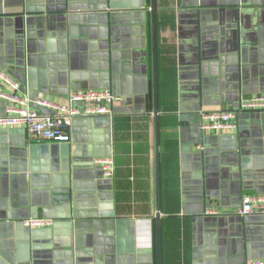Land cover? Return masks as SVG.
<instances>
[{"label": "crops", "instance_id": "crops-1", "mask_svg": "<svg viewBox=\"0 0 264 264\" xmlns=\"http://www.w3.org/2000/svg\"><path fill=\"white\" fill-rule=\"evenodd\" d=\"M151 14V0H0V69L24 96L121 98L112 124L74 118L66 144L0 128V164L17 160L0 173V250L12 261L158 264ZM156 29L161 264L264 260V216L237 212L264 193V112L241 114L230 133L200 127L203 112L264 94V0H156ZM111 153L114 179L92 163ZM30 218L54 221L52 243L31 249Z\"/></svg>", "mask_w": 264, "mask_h": 264}, {"label": "built area", "instance_id": "built-area-1", "mask_svg": "<svg viewBox=\"0 0 264 264\" xmlns=\"http://www.w3.org/2000/svg\"><path fill=\"white\" fill-rule=\"evenodd\" d=\"M0 99L9 103L6 115L0 116V128H22L32 141L56 144L71 142L70 126L74 118L101 115L112 117L115 104L121 101L110 89L76 92L62 103L44 97L31 100L22 94L20 84L3 69H0ZM36 107L47 109L52 114H44ZM247 112H264V94L242 99L237 110L203 112L201 130L204 133H230L237 127L238 117ZM94 163L101 167L106 178H115L116 164L112 156L95 158ZM237 212L240 216H264V193L244 195ZM207 214L218 215L219 211L210 209ZM22 224L32 230L47 229L54 225V221L30 218L22 221ZM244 264H264V260Z\"/></svg>", "mask_w": 264, "mask_h": 264}, {"label": "water", "instance_id": "water-1", "mask_svg": "<svg viewBox=\"0 0 264 264\" xmlns=\"http://www.w3.org/2000/svg\"><path fill=\"white\" fill-rule=\"evenodd\" d=\"M109 7H106V9H108ZM151 17H152V27H151V35H152V50H153V101H154V119H155V148H156V224H157V233H158V264H161V259H160V231H161V201H160V163H159V131H158V91H157V29H156V0H151ZM84 31V29H82ZM81 30V32H82ZM70 34L71 35H76V27H70ZM109 88V87H108ZM110 89V88H109ZM4 103H6V107L9 105V103L7 101L1 100ZM32 106H34L32 104ZM39 110H42V108H38ZM6 115V109H5V113L1 116H5ZM110 121V124H112V117H107ZM75 120V119H74ZM73 120V121H74ZM23 130V129H21ZM25 131V130H23ZM62 144H66V143H62ZM79 156L78 153H74L72 158L70 157V155H64V159H63V163L65 166H67L70 170V165H71V160L72 163L74 164V169L78 170V168L80 167L79 165V159L77 158ZM112 153L109 155H103L102 157H111ZM100 158V157H99ZM95 159V158H94ZM94 159L92 160V163L94 161ZM11 162H14V165H8V161H4L3 163L0 164V173H4L7 172L9 170H13L16 167V162L17 160H12ZM67 177V176H66ZM68 179V177H67ZM65 180L63 182L59 183V187H62V192H64L66 190V188L69 187V180ZM60 181H63V179H61ZM51 187L52 186V182L50 183ZM68 201H73V199L71 200V198H67L65 200V202ZM107 214H111V211H104ZM24 226V225H23ZM28 230H32L27 228ZM52 229L51 228H47V229H36L34 230V236H31V240L33 241V246L31 247L34 248V246H40L41 244H47V242L52 243V238H51V234H52ZM2 258V259H1ZM9 262V263H6ZM76 263L78 264V262L76 261ZM0 264H18L14 261H12L7 255H5L4 253L1 252L0 250Z\"/></svg>", "mask_w": 264, "mask_h": 264}]
</instances>
